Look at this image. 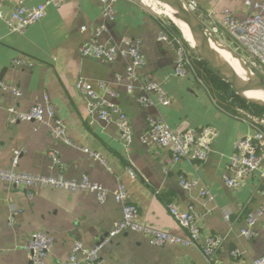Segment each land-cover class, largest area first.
<instances>
[{"label":"crops","instance_id":"0c3cea01","mask_svg":"<svg viewBox=\"0 0 264 264\" xmlns=\"http://www.w3.org/2000/svg\"><path fill=\"white\" fill-rule=\"evenodd\" d=\"M18 1L3 0L5 14ZM22 1L31 7L46 0ZM195 1L202 24H211L206 13L213 10L212 22L222 33L225 10H230L238 19L253 12V7L246 6V0ZM103 21L99 0H64L60 9L49 7L46 17L23 35L10 33L0 19V78L21 92L20 97L9 90L0 92V168L14 167L19 172L64 175L77 180L88 175L110 191L122 181L130 201L139 207L143 223L186 237L167 206L174 203L179 209L187 210L194 205L206 215L202 222L203 237L209 233L224 237L218 255L208 261L200 246H154L147 235L127 231L101 247L100 264H251L264 255V215L256 226L254 239H245L240 232L245 227V212L259 208L264 201V162L261 170L239 189L228 188L223 175L236 142L261 126L239 112L224 110L222 103L190 74L184 78L174 76V46L158 39L163 29L161 19L142 3L119 0L115 21L107 23L108 31L96 38L94 29ZM123 37L141 40L146 64L139 74L165 87L171 99L169 106L143 107L134 94L128 93L126 60L119 58L108 63L80 54L84 43H114ZM18 58L29 60L33 66L14 65L13 61ZM117 75L122 76L119 82L115 80ZM80 77L94 83H113L120 93L117 103L133 125L134 141L130 149L121 143L114 124L104 125L91 119L86 101L75 87ZM45 93L50 95L57 114L68 126L69 138L78 148L56 141L46 127L38 128L32 122L8 125V107L28 110L40 103ZM149 117L165 120L176 132L207 125L216 127L219 135L207 161L199 164L183 160L174 164L170 149L142 144L140 137L147 129ZM81 148L99 153L104 163L90 158ZM52 150L59 152L62 166L52 163L48 156ZM16 151L21 154L14 166ZM131 167L137 173L135 178L128 175ZM164 167L169 169L168 173H164ZM180 176L197 179L199 188L208 189L214 200L201 197L199 189H184ZM28 194L23 188L0 181V264H31L21 245L32 233L40 231L54 238L46 264H65L75 241H81L87 250L96 247L122 217L112 194L104 204L99 203L95 194L79 191L38 189L33 199ZM14 209L20 213L10 225ZM227 212L231 214L230 222L224 217ZM235 250L239 252L236 259L232 256ZM77 258L84 264L85 252L80 251Z\"/></svg>","mask_w":264,"mask_h":264},{"label":"built area","instance_id":"2783aa9c","mask_svg":"<svg viewBox=\"0 0 264 264\" xmlns=\"http://www.w3.org/2000/svg\"><path fill=\"white\" fill-rule=\"evenodd\" d=\"M64 0H46L44 3L27 6L20 0L15 3L11 12L5 14L3 0H0V19L4 21L12 34H25L26 31L43 20L47 15L49 7L60 9ZM119 0H99L104 21L95 27L94 36L100 37L108 31L107 23L116 19V5ZM134 1V0H131ZM188 8L198 16L199 6L195 0H184ZM247 7H253V12L244 19L236 18L230 10H225L221 25L224 33L213 24L214 11L209 10L206 17L210 20V25L205 26V32L210 38L222 44L224 37H231L238 46L242 63L250 72L264 76V0H246ZM82 30H86L83 27ZM225 34V35H224ZM160 41L169 42L175 49L174 76L179 78L187 77L190 74L192 64V52L186 43L179 37L171 34L166 29L158 35ZM141 40L130 37H123L114 43H102L93 41L84 43L80 47V54L83 57L103 60L112 63L121 58L127 61L125 79L127 81V91L134 94L137 102L143 106H169L171 99L165 87L148 77H142L139 70L146 64V59L141 51ZM243 52L242 54L240 53ZM16 66L32 67L33 63L24 58L13 61ZM116 82L122 80V76L117 75ZM76 90L85 99L88 113L93 120H98L104 125L114 124L118 130L119 139L126 149H130L134 141L133 125L131 118L121 109L117 103L120 93L113 83L93 81L80 77L75 84ZM11 91L15 97H20L18 88L8 85L0 78V92ZM155 96V99L152 97ZM8 125H15L20 122H32L38 128L46 127L51 136L68 146L76 147L68 134V126L57 114L53 101L48 93L43 95L40 103L33 105L28 110H21L11 106L6 109ZM254 121V120H253ZM256 124L261 126L255 128L253 134H248L240 138L235 145L234 152L229 157L223 175L224 184L230 189H239L247 179L252 178L261 170L264 162V122ZM147 129L141 135L140 141L144 145H153L168 148L172 152V162L177 164L183 160L194 163H205L212 152V144L218 137L219 132L212 125L202 126L196 129H189L184 132L174 131L169 124L159 118L149 117ZM90 158L100 160L104 163L99 153L81 148ZM21 152L16 151L13 165L16 166ZM52 163L61 165L59 152L52 150L48 153ZM62 166V165H61ZM109 172L112 169L106 166ZM168 168L164 167V173H168ZM128 175L132 178L137 176L136 171L131 167ZM264 176V175H263ZM0 181L15 188H23L28 191L30 199H33L34 192L38 189L52 188L63 189L70 192H86L96 195L99 203L104 204L110 194L121 208L122 217L117 221L108 234L92 249H84L81 241H75L71 256L65 264H81L77 258L80 251H84L86 258L84 264H100V249L111 239L125 233L133 231L143 233L149 237L150 243L154 246L182 245L186 247L200 246L204 256L208 261H213L223 245L224 237L209 233L203 237L202 222L206 216L198 211L194 205H190L187 210L179 209L174 203L168 204V210L174 220L186 232V237H178L169 232L157 229L141 221L140 209L132 203L128 190L122 181H118L115 190L110 191L102 184L94 182L88 175H83L81 179H67L64 175L44 176L19 172L12 169L0 168ZM180 185L189 191L199 189L201 197L208 201L214 200V195L206 188H199L197 179H188L180 176ZM264 197V189L262 191ZM20 211L14 209L9 219L10 225L15 222V217ZM264 215V201L255 210L245 212V227L241 229V236L251 240L257 236L256 226ZM225 219L230 222L231 214H224ZM203 240V241H202ZM202 241V243H201ZM54 246V238L45 232H34L29 239L21 245L30 259L31 264H46L48 255ZM233 258L239 257L237 250L232 252ZM251 264H264V255L255 259Z\"/></svg>","mask_w":264,"mask_h":264},{"label":"water","instance_id":"95a60500","mask_svg":"<svg viewBox=\"0 0 264 264\" xmlns=\"http://www.w3.org/2000/svg\"><path fill=\"white\" fill-rule=\"evenodd\" d=\"M157 1L162 4L169 5L175 9L174 12L177 11V13L184 17V22L188 26L196 44V47L193 48L195 54L202 61L207 63L211 71L230 85L231 95L237 94L250 103L264 107V78L262 76L250 72L249 69L242 63L239 56L238 59L241 61L245 69L242 74L229 70L220 57L214 56L210 45L211 41L220 46H225L216 42L213 38H210L207 35L204 25L200 21L199 17L188 8L184 0ZM248 94L257 95L258 98L248 97Z\"/></svg>","mask_w":264,"mask_h":264},{"label":"rangeland","instance_id":"374dc122","mask_svg":"<svg viewBox=\"0 0 264 264\" xmlns=\"http://www.w3.org/2000/svg\"><path fill=\"white\" fill-rule=\"evenodd\" d=\"M137 1L145 5L150 11H152L155 15L160 17L164 29H166L168 32L179 37L184 41L183 36L178 33L176 34V32L174 31L172 22L174 24L175 22L173 18H170L164 15L163 13L159 12L157 9H154L152 5L146 3L147 0H137ZM153 1H157V0H153ZM157 2H158L157 8L164 10L163 8L164 4L160 3L159 1ZM186 45L192 51V48L188 44ZM222 45L227 47L238 57L239 52L236 51L238 46L232 41L230 36L227 35L225 37V40L223 41ZM225 47L222 48L226 49ZM228 49L226 50L230 53ZM240 53L242 54L243 52L240 51ZM192 55L193 58L190 69V75L194 78V80H196L197 83L201 84V86L206 88L208 92L211 93L218 102L224 103L225 105L232 107L240 114L244 115L245 117L251 118L254 121H257L258 123H261L262 121L264 122V110L257 109L248 103L242 102L238 98L231 97L230 96L231 87L229 86V84L225 80L220 78L218 75H216L213 71H210L207 64L202 62V66L200 68L197 67L195 63L197 57L195 56L194 52H192ZM261 76L264 78L263 75ZM262 128L264 129V125H262Z\"/></svg>","mask_w":264,"mask_h":264},{"label":"bare ground","instance_id":"6f19581e","mask_svg":"<svg viewBox=\"0 0 264 264\" xmlns=\"http://www.w3.org/2000/svg\"><path fill=\"white\" fill-rule=\"evenodd\" d=\"M146 3L149 5H152L154 9H157L159 12L163 13L164 15L170 18H173L178 29L182 32L183 39L185 40V42L191 48L196 47L194 38L191 32L189 31L188 26L185 24L184 17L181 14L177 13V11L174 12L175 9L166 4H164V7H163L164 10L157 8V5H158L157 1L147 0ZM210 45H211L214 56L220 57L229 70L236 72L238 74H242L245 71L244 66L242 65L241 61L232 51L228 49L230 51L229 53L226 50L227 49L226 47H225L226 49H223L222 48L223 46L220 47L217 43L213 41L210 42ZM248 97L258 98V96L254 94H248Z\"/></svg>","mask_w":264,"mask_h":264},{"label":"trees","instance_id":"16d2710c","mask_svg":"<svg viewBox=\"0 0 264 264\" xmlns=\"http://www.w3.org/2000/svg\"><path fill=\"white\" fill-rule=\"evenodd\" d=\"M172 24H173L174 31L176 32V34L178 33V34H181V35L183 36L182 32L178 29V27H177L173 22H172ZM186 44H187V43H186ZM192 51H193L194 54H195V51H194L193 48H192ZM195 56L197 57L196 54H195ZM202 62L205 63V62L202 61L199 57L196 58V62H195V63H196V65H197V67L200 68V67L202 66ZM205 64H207V63H205ZM207 66H208V65H207ZM208 67H209V66H208ZM209 70L211 71L210 68H209ZM198 72H199V71H198ZM199 74H200V73H199ZM229 86H230V85H229ZM230 96H231V97L238 98V99L241 100L242 102L248 103V104H250L251 106H253V107L257 108V109L264 110V107H261V106H258V105H256V104L250 103V102L246 101L244 98L240 97V96L237 95V94H234V95H231V94H230ZM221 106H222V108H223L224 110H226V111H228V112H231V113H236V112H237L235 109H233V108L230 107V106L225 105L224 103H222ZM260 128H261V127H260Z\"/></svg>","mask_w":264,"mask_h":264}]
</instances>
